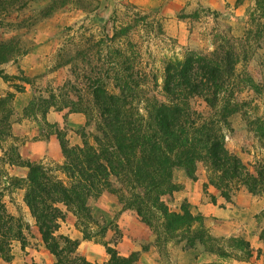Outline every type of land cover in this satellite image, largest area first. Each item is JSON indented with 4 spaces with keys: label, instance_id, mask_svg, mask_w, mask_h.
I'll list each match as a JSON object with an SVG mask.
<instances>
[{
    "label": "rangeland",
    "instance_id": "rangeland-1",
    "mask_svg": "<svg viewBox=\"0 0 264 264\" xmlns=\"http://www.w3.org/2000/svg\"><path fill=\"white\" fill-rule=\"evenodd\" d=\"M263 1L234 0L210 9L207 0H177L180 9L170 14L163 11L161 0H85L86 11L72 0L60 11L41 18L39 12L49 0H11L7 13L0 14V43L6 49L25 52L0 65L1 76L8 80L0 78V99L14 92L11 84H22V78L27 83L9 103L11 115L7 119L0 115V129L6 134L0 140V200L5 211L18 220L25 249L21 250L15 240L8 241L4 254L11 256L10 260L0 258V264H47L46 250L22 202L23 190L12 186L18 177L12 175L6 161L10 151L17 152L26 141H44L58 131L68 145H79L82 132L91 143L97 113L89 87L94 78L104 72L110 75L112 68H117L115 64L121 62L114 54L117 51L130 60L132 74L139 73L138 79L133 77L136 95L130 100L140 107L163 100L161 75L168 60L194 53L218 64L229 53L234 65L225 85L235 102L242 105L226 119L220 134L225 149L243 164L242 174L253 175L254 170L263 168ZM104 84L111 90L114 82ZM30 100L37 107L23 112ZM190 104L204 117L213 113L200 99ZM44 108L46 113L60 116V124L47 123L46 113L41 115ZM72 121L83 124L74 129ZM33 162L59 164L61 155L56 160L46 154ZM170 181L174 190L160 200L170 213L181 214L180 209H186L193 218L188 221L190 229L165 230L161 218L154 216L148 217V227L133 210H121L115 193L104 190L90 203L92 216L99 223H111L113 230L88 242L104 252L102 243L115 249L118 242L127 239L137 249L130 253L135 256L131 264H139L141 252H147L154 264H264V209L253 213L245 203H235L238 196L247 195L264 204V190L253 196L236 181L224 179L205 154L200 155L189 176L174 168ZM212 205L216 211L228 207L231 217L211 215L206 208ZM197 208H205L204 213ZM74 224L75 218L66 213L58 233L69 237V230L78 232ZM144 233L148 239L142 238ZM117 235L120 239L115 244ZM28 254L36 262H30ZM196 258L198 262H194Z\"/></svg>",
    "mask_w": 264,
    "mask_h": 264
},
{
    "label": "trees",
    "instance_id": "trees-1",
    "mask_svg": "<svg viewBox=\"0 0 264 264\" xmlns=\"http://www.w3.org/2000/svg\"><path fill=\"white\" fill-rule=\"evenodd\" d=\"M70 1L49 0L39 15L49 17ZM74 1L83 11L89 8L85 0ZM10 3L11 0H0V14L7 13L5 9ZM24 52L6 49L0 43V65ZM114 54L121 58L115 64L117 68H112L110 75L104 72L102 77L94 78L89 87L97 113L96 133L91 143L82 132L79 145H68L58 131L53 135L61 155L59 164L23 160L14 150L6 160L10 166L26 169L25 177L15 178L12 186L23 190L22 202L41 247L54 258L52 264H91L78 254L79 241L59 234L58 228L65 214L70 213L82 241L95 242V236L113 230L111 223H99L92 216L90 203L104 190L115 193L122 203L121 210H133L148 227H151L148 217L154 216L161 218L165 230L190 229L188 221L193 218L189 212L182 207L181 214L170 213L160 198L174 190L170 181L174 168H181L189 176L201 154L209 157L212 167L224 179L236 181L247 193L255 196L264 190V167L254 170L253 175L242 174L243 164L225 149L220 134L226 119L242 105L235 102L232 91L225 85L234 65L229 53L218 64L194 53L168 60L161 75L163 100L146 102L143 107L130 100L136 95L133 77L138 79L139 73L132 74V64L121 52ZM0 78L8 82L6 76L0 74ZM108 80L114 82L111 90L104 84ZM26 81L19 80L22 84ZM22 84H11L14 92L0 99L2 119L11 115L9 103L15 93L23 91ZM193 99H200L213 113L209 117L196 113L190 104ZM35 106L30 100L23 112ZM45 113L46 108L41 115ZM5 136L0 129V140ZM119 239L117 235L115 244ZM10 240L17 241L23 250L25 238L21 226L5 211L0 200V258L5 262L11 257L4 254ZM192 244L190 241L189 245ZM101 245L108 256L105 264H131L135 260L133 254L119 256L114 245Z\"/></svg>",
    "mask_w": 264,
    "mask_h": 264
},
{
    "label": "crops",
    "instance_id": "crops-1",
    "mask_svg": "<svg viewBox=\"0 0 264 264\" xmlns=\"http://www.w3.org/2000/svg\"><path fill=\"white\" fill-rule=\"evenodd\" d=\"M163 3V11H167L168 13L172 14L174 11H177L180 9V6L177 4V0H161ZM234 0H207V6L210 9H215V8H222L225 3L230 4ZM45 120L47 123L50 124H60L61 119L60 116H57L53 112H48L45 114ZM73 122V128H79L83 123L82 122ZM36 150V152H34ZM17 153L20 156L21 159L23 160H28L30 162L37 161L46 154H50L53 159H58L60 156L59 152V147H58V142L56 138L53 135H50L46 140L40 141H32V142H24L21 145L18 146L17 148ZM9 170L12 173L13 176H16L18 178H24L26 175V169L24 167H18V166H9ZM218 201H216L217 203ZM236 205L239 203H245L246 206L250 207V211L253 213H257L258 211H261L264 209V204L260 201H255L253 198L247 195H241L238 196L235 199ZM244 204V205H245ZM214 205L211 206L210 208H206V210L211 214V215H217L221 217H229L231 212L227 209L226 207L224 210H215ZM205 208H197V211L201 210L202 213H204ZM231 217V216H230ZM73 221V220H72ZM36 229V228H35ZM60 231V227L58 228V232ZM37 232V231H36ZM38 234V233H37ZM69 237L76 239L79 241V245L77 247V252L79 255H82L87 261L91 263H101L106 261V254L102 252L99 248H96L92 244H90L88 241H82L81 238L79 237V233L76 232L75 230H69L68 231ZM66 235V234H65ZM143 239H148L147 234H142ZM127 241V242H126ZM25 249V248H24ZM115 250L119 256L125 257L131 252L137 251V249L125 238L122 239L120 242H118L115 246ZM27 250H24L23 253H26ZM39 252V251H38ZM46 253V254H45ZM43 255H46V263L47 264H52V258L51 256L46 252L43 251ZM28 259L33 262H36L35 258L33 257L32 254L26 255ZM138 260L137 263L139 264H154L150 260V257L147 252H141L138 254ZM205 258V257H204ZM210 261V258L206 259ZM199 258H196L194 262H198ZM230 264V262H223Z\"/></svg>",
    "mask_w": 264,
    "mask_h": 264
}]
</instances>
